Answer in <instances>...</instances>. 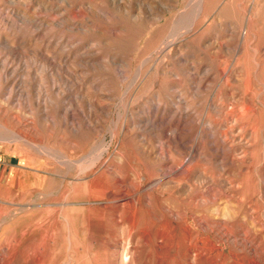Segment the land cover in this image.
Here are the masks:
<instances>
[{"label": "rangeland", "instance_id": "374dc122", "mask_svg": "<svg viewBox=\"0 0 264 264\" xmlns=\"http://www.w3.org/2000/svg\"><path fill=\"white\" fill-rule=\"evenodd\" d=\"M0 136V264H34L30 208L58 230L43 264L82 263L74 212L76 244L106 264H260L264 0H0ZM122 175L136 206L109 196Z\"/></svg>", "mask_w": 264, "mask_h": 264}, {"label": "bare ground", "instance_id": "6f19581e", "mask_svg": "<svg viewBox=\"0 0 264 264\" xmlns=\"http://www.w3.org/2000/svg\"><path fill=\"white\" fill-rule=\"evenodd\" d=\"M202 2H203V0H202ZM199 7V6H198ZM203 7V6H202ZM201 11V10H200ZM8 20V19H7ZM7 20H4V21H7ZM250 22V21H249ZM168 34V33H167ZM168 39V38H167ZM167 42V41H166ZM165 43V42H164ZM163 44V43H162ZM161 44V45H162ZM168 44V43H167ZM164 45V44H163ZM166 45V44H165ZM164 45V46H165ZM164 46H162V47H164ZM161 47V46H160ZM160 48V49H163V48ZM165 50V49H164ZM163 51V50H162ZM156 53V52H155ZM140 71V70H139ZM138 72V71H137ZM140 75V74H139ZM11 89V88H10ZM12 90V89H11ZM102 108V107H101ZM104 110V109H103ZM45 117V116H44ZM48 117V116H47ZM52 117L53 116H51V122H52ZM22 119V118H21ZM71 119H73L72 117H71ZM23 120H24V118H23ZM27 120V119H26ZM144 120V119H143ZM18 121H20V120H18ZM75 121V120H74ZM143 122V121H142ZM141 122V123H142ZM23 123V122H22ZM27 123V122H26ZM64 123V122H63ZM81 123V122H80ZM144 123V122H143ZM155 123H156V121H155ZM150 124V123H149ZM20 125V124H19ZM23 125V124H22ZM72 125V124H71ZM76 125V124H75ZM154 125V124H153ZM152 125V126H153ZM29 126V125H28ZM150 126V125H149ZM155 126V125H154ZM26 127V126H25ZM76 127H77V125H76ZM81 127V126H80ZM80 127H78V128H80ZM117 127V126H116ZM75 128V127H74ZM177 128V127H176ZM11 129H13V128H11ZM87 129V128H86ZM90 129V128H89ZM114 129V128H113ZM168 129V128H167ZM28 130V129H27ZM90 131V130H89ZM168 131V130H167ZM21 132H22V130H21ZM25 132V131H24ZM86 132H88V131H86ZM165 132H166V130H165ZM5 133V132H4ZM23 133V132H22ZM15 134V133H14ZM19 134V133H18ZM164 134V133H163ZM166 134V133H165ZM164 134V135H165ZM169 133H167V135H168ZM172 134V133H171ZM114 135V134H113ZM166 135V136H167ZM175 135H176V133H175ZM178 135V134H177ZM15 136V135H14ZM14 136H13V138H14ZM89 136V135H88ZM171 136V135H170ZM31 137V136H30ZM168 137V136H167ZM177 137V136H176ZM0 138H1V136H0ZM15 138H16V140H18V141H20V143H22L23 145H30L31 146V148L33 147V150H35V151H39L36 147H34L33 145H32V143H34V140H33V142L32 143H30L29 142V140L27 139V137H24V136H21V135H16L15 136ZM115 138V137H114ZM179 138V137H178ZM3 139V138H2ZM7 141V140H6ZM172 141V140H171ZM166 142H168V141H166ZM174 142V141H173ZM19 143V142H18ZM19 143V144H20ZM171 143V142H170ZM105 145V144H104ZM99 146V145H98ZM97 146V147H98ZM107 146V145H106ZM165 146V145H164ZM180 146V145H179ZM18 147V146H17ZM182 147V146H181ZM21 148V147H20ZM110 148V147H109ZM183 148V147H182ZM187 148V147H186ZM189 148V147H188ZM264 148V147H263ZM22 149L23 148H21L20 149V151H22ZM46 149V148H45ZM167 149H169V148H167ZM174 149V148H173ZM190 149V148H189ZM49 150V149H48ZM108 150V148H104V149H102V151L99 153V155H97V158H96V161L94 162V163H96L97 161H99L100 159H101V157H102V155L106 152ZM191 151V150H190ZM23 152V151H22ZM33 152V151H32ZM108 152H109V150H108ZM40 153V152H39ZM46 153V152H45ZM263 153H264V151H263ZM53 154H55V153H53ZM52 154V155H53ZM62 154V153H61ZM51 155V154H50ZM41 156H44V155H41ZM55 156V155H54ZM56 157V156H55ZM203 157V156H202ZM218 157V156H217ZM64 158V157H63ZM66 158V157H65ZM104 158V157H103ZM125 158V157H124ZM135 158V157H134ZM36 159V158H35ZM57 159V158H56ZM67 159V158H66ZM92 159H94V158H91V160ZM138 159V158H137ZM141 159V158H140ZM204 159H206V158H204ZM69 160V159H68ZM67 160V162L68 163H71V162H69ZM95 160V159H94ZM104 160V159H103ZM125 160V159H124ZM143 160V159H142ZM214 160V159H213ZM221 160V159H220ZM252 160V159H251ZM65 161V160H64ZM72 161V160H71ZM90 161V160H89ZM88 160L86 161V162H88L89 164H91L90 162H89ZM93 161V160H92ZM141 161V160H140ZM146 161V160H145ZM208 161V160H207ZM219 161V160H218ZM236 161V160H235ZM254 161V160H253ZM263 161V160H262ZM56 162V161H55ZM78 162V161H77ZM84 162V161H83ZM82 162V163H83ZM144 162V161H143ZM221 162V161H220ZM229 162V161H228ZM73 163V162H72ZM219 163V162H218ZM230 163V162H229ZM143 164V163H142ZM255 165H256V163H254ZM253 164V165H254ZM85 165V164H84ZM146 165V164H145ZM63 166V165H62ZM67 166H70V165H67ZM98 166V165H97ZM101 166V165H100ZM99 166V167H100ZM114 166V165H113ZM144 166V165H143ZM71 167V166H70ZM131 167V166H130ZM81 168V167H80ZM84 168V167H83ZM85 168H86V166H85ZM97 168V167H96ZM109 168V167H108ZM108 168H107V170H108ZM114 168H116V167H114ZM65 169V168H64ZM98 169V168H97ZM105 169V168H104ZM131 169V168H130ZM135 169V168H134ZM73 170H75L74 168H73ZM72 170V171H73ZM86 170V169H85ZM88 170V169H87ZM129 170V169H128ZM132 170V169H131ZM147 170V168L146 169H144V171H146ZM71 171V170H70ZM121 171V170H120ZM156 171V170H155ZM80 172V171H79ZM82 172H85V171H83L82 170ZM131 172V171H130ZM150 172V171H149ZM148 172V173H149ZM151 172H154V171H151ZM150 172V173H151ZM61 173H62V171H61ZM61 173H60V175H61ZM68 173V172H67ZM78 173V172H77ZM96 173V172H95ZM94 173V174H95ZM107 173V172H106ZM66 174V173H65ZM111 174V173H110ZM131 174V173H130ZM152 174V173H151ZM154 174V173H153ZM50 175V174H49ZM131 175H133V174H131ZM150 175V174H149ZM148 175V176H149ZM53 176V175H52ZM123 176V175H122ZM121 176V177H122ZM157 176V175H156ZM163 176V175H162ZM98 177V176H97ZM147 177V176H146ZM128 178L129 177H125V176H123L122 178H118L117 177V179H116V184H122V186H120V187H118V190L120 191V190H122L121 191V193L120 194H118V192L119 191H116V192H114V190H112V189H110V193H109V196L111 197V196H121L122 197V201H124V202H130L129 204H135V202H138V199L136 198V197H134V196H132V195H130V193L128 192L129 191V188L126 186V182L128 181ZM139 178H140V176H138V180H139ZM142 178V177H141ZM151 178V177H150ZM161 178V177H160ZM164 178V177H163ZM79 179V178H78ZM152 179V178H151ZM92 180V179H91ZM133 180H134V178H133ZM158 180V179H157ZM53 181V180H52ZM90 181V180H89ZM88 181V182H89ZM146 182V181H145ZM163 183V182H162ZM89 184V183H88ZM114 184H115V182H114ZM115 184V186H116V188H117V185ZM134 184V183H133ZM143 185H144V181H143V183H142ZM142 184H141V186H142ZM91 185V184H90ZM103 185V184H102ZM135 185V184H134ZM163 185V184H162ZM87 186V185H86ZM113 186V185H112ZM150 186V185H149ZM90 187V186H89ZM158 187V186H157ZM45 188H46V186H45ZM88 188V187H87ZM116 188H115V190H116ZM148 188V187H147ZM147 188H146V190H147ZM79 189V188H78ZM78 189H76V192L78 191ZM142 189V188H141ZM35 191H32V192H35V194H37V192H39V189H34ZM89 190V189H88ZM137 190V189H136ZM144 190V189H143ZM154 190V189H153ZM42 191V190H41ZM99 191H101V190H99ZM158 191V190H157ZM80 192H81V190H80ZM83 192V191H82ZM85 192H87V191H85ZM109 192V191H108ZM107 192V193H108ZM124 192V193H123ZM139 192H140V190H139ZM138 192V193H139ZM148 192V191H147ZM166 192V191H165ZM79 193V192H78ZM150 193V192H149ZM206 193V192H205ZM89 194V193H88ZM146 194V193H145ZM23 195H25V194H22L21 196H23ZM48 195V194H47ZM86 195V194H85ZM84 195V196H85ZM139 195V194H138ZM143 195V194H142ZM205 195V194H204ZM263 195V194H262ZM20 196V197H21ZM146 196V195H145ZM196 196V195H195ZM203 196V195H202ZM260 196V195H259ZM24 197V196H23ZM23 197H21L20 198V200H25V199H23ZM101 197V196H100ZM114 197H112V200H113V198ZM141 197V196H140ZM143 197V196H142ZM147 197V196H146ZM194 197V196H193ZM221 197V196H220ZM59 198V197H58ZM62 198V197H61ZM119 198V197H118ZM196 198V197H195ZM194 198V199H195ZM203 198V197H202ZM249 198V197H248ZM147 199H148V197H147ZM159 199V198H158ZM192 199V198H191ZM214 199H216V198H214ZM60 200V199H59ZM91 200V199H90ZM89 200V201H90ZM102 201H106V198L105 199H101ZM197 200V199H196ZM201 200H203V199H201ZM205 200V199H204ZM210 200H211V198H210ZM256 200V199H255ZM89 201H88V203H89ZM114 202H120V200H118V199H114L113 200ZM146 201V200H145ZM150 201V200H149ZM158 201V200H157ZM220 201V200H219ZM92 202V201H91ZM110 202V201H109ZM108 202V203H109ZM153 202V201H152ZM199 202V201H198ZM200 202H202V201H200ZM212 202V201H211ZM229 202V201H228ZM4 203V202H3ZM62 203V202H61ZM64 203V202H63ZM95 204H96V201L94 202ZM105 203V202H104ZM196 203V202H195ZM208 203V202H207ZM214 203V202H213ZM233 203V202H232ZM14 204V203H13ZM71 204H73V203H71ZM120 204V203H119ZM119 204H116V206L117 205H119ZM124 205H125V203H123ZM198 204V203H197ZM200 204V203H199ZM19 205V204H18ZM31 205V204H30ZM57 205V204H56ZM55 205V206H56ZM68 205V204H67ZM80 205V204H79ZM82 205V204H81ZM98 205V204H97ZM157 205V204H156ZM155 205V206H156ZM191 205V204H190ZM196 205V204H195ZM210 205V204H209ZM225 205V204H224ZM231 205V204H230ZM263 205V204H262ZM34 206V205H33ZM47 206V205H46ZM54 206V205H53ZM62 206V205H61ZM75 206V205H74ZM115 206V205H114ZM115 206V207H116ZM120 206V205H119ZM134 206H136V204L134 205ZM218 206V205H217ZM216 206V207H217ZM220 206V205H219ZM228 206V205H227ZM246 206V205H245ZM60 207V206H59ZM73 207V206H72ZM82 207H84L83 205H82ZM90 207V206H89ZM103 207V206H102ZM104 207H106L105 206V204H104ZM132 207V206H131ZM147 207V206H146ZM166 207H168V205L166 206ZM192 207V206H191ZM198 207V206H197ZM55 208V207H54ZM75 208V207H74ZM112 208V207H111ZM120 208V207H119ZM158 208H160V207H158ZM193 208H196V207H193ZM222 208V207H221ZM31 210H35V213H34V215H33V220H32V223H33V227L31 226V224L29 225V226H31V228L29 229V231H28V235H29V238L31 239V240H33V250H34V259H33V263L34 264H43V263H45L46 261H47V259H48V256H49V250H50V248H51V245H53V246H55L54 244L56 243V236H55V234H58V230H57V227H56V224L55 225H53L52 227H50L51 225L49 224V219H50V217H48V216H46L45 214L42 216V217H38L37 215L39 214V210L38 209H33V208H30ZM76 209H79V208H76ZM82 210H83V208H81ZM107 209V208H106ZM164 209H165V207H164ZM163 209V210H164ZM167 209V208H166ZM172 209V208H171ZM170 209V210H171ZM216 209V208H215ZM214 209V210H215ZM225 209H227V208H225ZM21 210V209H20ZM23 210V209H22ZM21 210V211H22ZM69 210V209H68ZM99 210V209H98ZM117 210V209H116ZM134 210V209H133ZM132 210V211H133ZM184 210V209H183ZM199 210V209H198ZM213 210V209H212ZM213 210V211H214ZM222 210V209H221ZM229 210V209H228ZM17 211V210H16ZM15 211V212H16ZM24 211V210H23ZM63 211V210H62ZM102 211V210H101ZM115 211V210H114ZM134 211H136V210H134ZM143 211H144V209H143ZM186 211V210H185ZM201 211V210H200ZM216 211H217V209H216ZM70 212V211H69ZM72 212V211H71ZM80 212V211H79ZM83 212V211H82ZM100 212V211H99ZM118 212V211H117ZM193 212H194V210H193ZM198 211H196V212H194V213H197ZM217 212H219V211H217ZM223 212V211H222ZM228 211L226 210V213H227ZM229 212H232V211H229ZM235 212V211H234ZM244 212V211H243ZM81 213V212H80ZM137 213V212H136ZM166 213H168V211L166 212ZM170 213H172V212H170ZM169 213V214H170ZM186 213V212H185ZM188 213V212H187ZM221 213V212H220ZM236 213V212H235ZM234 213V214H235ZM117 214V213H116ZM139 214H140V212H139ZM180 214V213H179ZM179 214H178V216H176V217H180L179 216ZM101 215V214H100ZM103 215V214H102ZM119 215V214H118ZM131 215H132V213H131ZM160 215H162V217H164L163 216V214H162V211H161V214ZM173 215H174V213H173ZM219 215V214H218ZM218 215H216L215 214V216H217L218 217ZM221 215V214H220ZM224 214H222V216H223ZM52 216V215H51ZM60 216H61V214H60ZM123 216V215H122ZM183 216V215H182ZM182 216L180 217V218H182ZM197 216V215H196ZM200 216V215H199ZM214 216V217H215ZM233 216V215H232ZM249 216V215H248ZM54 217V216H53ZM102 217V216H101ZM114 217V216H113ZM117 217V216H116ZM153 217V216H152ZM158 217V216H157ZM160 217V216H159ZM158 217V218H159ZM170 217V216H169ZM193 217V216H192ZM202 217V216H201ZM221 217V216H220ZM239 217H240V215H239ZM4 218V217H3ZM8 217H6V219H7ZM32 218V217H31ZM79 218L81 219V217H80V215H79V213H76V212H74L73 214H67V215H64V219H65V222H66V225H67V232H66V235H67V237L69 238L68 240L70 241V243H69V241H68V243H69V246H72V247H74L75 249H77V251H78V255H82V263L81 264H106V263H104V262H100V261H97V260H93L92 258H91V256H90V253H92L91 251H90V249L87 247V246H80V245H78V243L76 244V241H75V238L76 237H78V235L80 234V231H82V228L84 229V224L83 225H81V226H79L78 227V223H79V221L81 222V220H79ZM166 218V217H165ZM173 218V217H172ZM185 218V217H184ZM196 218V217H195ZM219 218V217H218ZM224 219H226V217L224 216L223 217ZM53 219V218H52ZM62 219V218H61ZM60 219V220H61ZM116 219V218H115ZM131 219H132V217H131ZM136 219H137V217H136ZM135 219V220H136ZM138 219H139V217H138ZM145 219V218H144ZM147 219H149V218H147ZM153 219V218H152ZM174 219V218H173ZM187 219V218H186ZM244 219H246V218H244ZM260 219V218H259ZM1 220V219H0ZM48 220V221H47ZM113 220V219H112ZM140 220H142L141 218H140ZM146 220V219H145ZM182 220V219H181ZM196 220V219H195ZM199 221H200V219H198ZM262 220H263V218H262ZM6 221V220H5ZM31 221V220H30ZM126 221H129V220H126ZM139 221V220H138ZM159 221V220H158ZM161 221H163V218H162V220ZM164 221H165V219H164ZM187 221V220H186ZM210 221V220H209ZM223 221V220H222ZM221 221V222H222ZM238 221V220H237ZM2 222V221H1ZM48 222V223H47ZM116 222H118V221H116ZM130 222L132 223V221L130 220ZM147 222V221H146ZM148 222H149V220H148ZM147 222V223H148ZM180 222V221H179ZM183 222V221H182ZM195 222V221H194ZM198 222V221H197ZM53 223V222H52ZM54 223H55V221H54ZM136 223H137V220H136ZM149 223H151V222H149ZM164 223L166 224V221L165 222H163V226H164ZM209 223V222H208ZM226 223V222H225ZM63 224V223H62ZM153 224V223H152ZM160 224V223H159ZM162 224V223H161ZM160 224V225H161ZM182 224V223H181ZM184 224V223H183ZM196 224V223H195ZM198 224V223H197ZM204 224V223H203ZM205 224H206V222H205ZM211 224H213V223H211ZM224 224V223H223ZM227 224V223H226ZM239 224V223H238ZM137 225L138 224H136L135 226L137 227ZM154 225V224H153ZM156 225V224H155ZM189 225V224H188ZM208 225H210V224H208ZM215 225H216V223H215ZM214 225V226H215ZM29 226H27L26 225V227L28 228ZM131 226V225H130ZM134 225H133V227H135ZM145 226V225H144ZM162 226V225H161ZM166 226V225H165ZM167 226H170L169 224L167 225ZM175 226V225H174ZM182 226V225H181ZM218 226V225H217ZM220 226V225H219ZM238 226V225H237ZM263 226V225H262ZM87 227V226H86ZM140 227V226H139ZM149 227H151V225L149 226ZM171 227H172V225H171ZM179 227V226H178ZM210 227V226H209ZM221 227V226H220ZM223 227H224V225H223ZM253 227V226H252ZM261 227V226H260ZM132 228V227H131ZM138 228V227H137ZM152 228V227H151ZM160 228H162V227H160ZM164 228V227H163ZM162 228V229H163ZM169 228V227H168ZM173 228V227H172ZM175 228V227H174ZM180 228V227H179ZM195 228V227H194ZM194 228H192V229H194ZM219 228V227H218ZM229 228H230V226H229ZM245 228V227H244ZM262 228H264V227H262ZM135 229V228H134ZM133 229V230H134ZM185 227H184V232H185V234L187 235V233L188 232H186L185 231ZM209 229V228H208ZM215 229V228H214ZM217 229V228H216ZM27 230V229H26ZM139 230V229H138ZM164 230V229H163ZM166 230H167V228H166ZM182 230V229H181ZM217 230H219V229H217ZM216 230V231H217ZM243 230V229H242ZM246 230V229H245ZM257 230V229H256ZM130 231V230H129ZM135 231V230H134ZM137 231V230H136ZM154 231V230H153ZM165 231V230H164ZM168 231H169V229H168ZM167 231V232H168ZM173 230H171V231H169V232H171V234L173 233L172 232ZM178 231V230H177ZM189 231V230H188ZM211 231V230H210ZM215 231V230H214ZM151 232V235H152V231H150ZM166 232V231H165ZM180 232V231H179ZM183 232V231H182ZM183 232V233H184ZM190 232V231H189ZM208 232V231H207ZM231 232V231H230ZM241 232V231H240ZM245 232V231H244ZM115 233V232H114ZM125 233V232H124ZM139 233V232H138ZM145 233V232H144ZM157 233V232H156ZM195 233V232H194ZM221 233H223V230L221 231ZM227 233V232H226ZM146 234H148V233H146ZM159 234V233H158ZM161 234V233H160ZM164 234V233H163ZM163 234H161V236L163 235ZM166 234H168V233H166ZM166 234H164V235H166ZM209 234V233H208ZM228 234V233H227ZM246 234V233H245ZM137 235V234H136ZM163 235V236H164ZM170 235V234H169ZM173 235V234H172ZM176 235H177V233H176ZM199 235V234H198ZM202 235H203V233H202ZM213 235V234H212ZM223 235H225V234H223ZM243 235V234H242ZM252 235V234H251ZM155 236H157V235H155ZM171 236V235H170ZM169 236V237H170ZM174 236V235H173ZM172 236V237H173ZM180 236V235H179ZM188 236V235H187ZM186 236V237H187ZM207 236V235H206ZM258 236V235H257ZM263 236V235H262ZM16 237V236H15ZM141 237H143V236H141ZM150 237V236H149ZM159 237V236H158ZM157 237V238H158ZM172 237H170V238H172ZM182 237V239H183V236H181ZM208 237V236H207ZM210 237V236H209ZM243 237V236H242ZM261 237V236H260ZM81 238V237H80ZM86 238V237H85ZM145 238V237H144ZM143 238V239H144ZM153 238V237H152ZM151 238V239H152ZM170 238H168V239H166L165 238V240L166 241H168ZM174 238V237H173ZM177 238V237H176ZM180 238V237H179ZM204 238V237H203ZM206 238V237H205ZM225 238V237H224ZM245 238V237H244ZM251 238V237H250ZM254 238V237H253ZM9 239V238H8ZM14 239V238H13ZM162 239H164V238H162ZM185 239V238H184ZM183 239V240H184ZM192 238H190L189 240H191ZM209 239V238H208ZM207 239V240H208ZM217 239V238H216ZM219 239V238H218ZM226 239H228V238H226ZM236 239V238H235ZM96 240V239H95ZM155 240V239H154ZM154 240H150V241H152V243H155V242H153ZM173 240V239H172ZM178 240V239H177ZM186 240V239H185ZM189 240H186V241H189ZM234 240V239H233ZM11 241V240H10ZM80 241V240H79ZM147 241V240H146ZM149 241V242H150ZM163 241V240H162ZM174 241V240H173ZM176 241V240H175ZM196 241V240H195ZM209 241V240H208ZM219 241V240H218ZM221 241H223V240H221ZM227 241V240H226ZM236 241V240H235ZM257 241V240H256ZM259 241V240H258ZM23 241H21V243H22ZM82 242V241H81ZM120 242V241H119ZM190 242V241H189ZM148 243V242H147ZM151 243V242H150ZM150 243H149V245H150ZM158 243V242H157ZM161 242H159L158 243V245H161L160 244ZM167 244H168V242H166ZM171 243V242H170ZM176 243V242H175ZM181 243V242H180ZM188 243V242H187ZM206 243H208V242H206ZM224 243V242H223ZM222 243V244H223ZM227 243V242H226ZM252 243V242H251ZM258 243V242H257ZM167 244H166V246H167ZM179 244V242L178 243H176V246ZM193 244V243H192ZM192 244H191V246H192ZM210 244H211V242H210ZM213 244V243H212ZM232 244V243H231ZM248 244H250V243H248ZM181 245H183V244H181ZM193 245H195V243L193 244ZM200 245V244H199ZM228 245V244H227ZM251 245V244H250ZM14 246V245H13ZM12 245H6L5 244V246L3 247V249H2V251L0 252V262H1V260L2 259H4L5 258V255H3L2 254V252L3 253H9V251L11 250L12 251V247H13ZM22 246V245H21ZM151 246V245H150ZM170 246H171V244H170ZM173 246H174V244H173ZM175 246V247H176ZM191 246H189V247H191ZM215 246V245H214ZM130 248H131V246H129ZM160 248H161V246H159ZM158 247V248H159ZM177 247H179V246H177ZM194 247V246H193ZM192 247V249H194ZM203 246H201V248L200 249H203L202 248ZM210 247V246H209ZM213 247V246H212ZM216 247V246H215ZM229 247H231V246H229ZM257 247V246H256ZM13 248H15V247H13ZM55 248V247H54ZM129 248V249H130ZM153 248V247H152ZM159 248V249H160ZM174 248V247H173ZM188 248V247H187ZM198 248V249H199ZM220 249H221V247H219ZM82 249V251L83 252H81L80 250ZM146 249V248H145ZM147 249H148V251H150L149 250V248L147 247ZM147 249H146V251H147ZM159 249H157L158 251H159ZM163 249H165V248H163ZM180 248H178V250H179ZM210 249V248H209ZM234 249V248H233ZM237 249V248H236ZM239 249H241V250H247V247H243V248H239ZM23 250V249H22ZM181 250V249H180ZM195 250V249H194ZM250 250H252L251 248H250ZM10 251V253L12 254V252ZM129 251V250H128ZM173 251H175V250H173ZM187 251V250H186ZM190 251V250H189ZM189 251H187V252H189ZM253 251V250H252ZM252 251H250V252H252ZM256 251V250H255ZM261 251H263V250H261ZM16 254L18 253L17 252V249H16ZM160 252H161V250H160ZM159 252V253H160ZM165 252V251H164ZM167 252H168V250H167ZM176 252H177V250H176ZM184 252V251H183ZM182 252V253H183ZM211 252V251H210ZM233 252H234V250H233ZM243 252V251H242ZM22 253V252H21ZM54 253V252H53ZM131 253V252H130ZM145 253V252H144ZM150 253H152L151 251H150ZM169 253V252H168ZM179 253V252H178ZM198 253H199V251H198ZM202 252H200V254H201ZM235 253V252H234ZM256 253V252H255ZM260 253V252H259ZM84 254H86L85 255V257H83L84 256ZM128 254V253H127ZM153 254H155V253H153ZM161 255H162V253H160ZM169 254H171V253H169ZM169 254L167 255V254H165L166 256H168L169 257ZM172 254H173V252H172ZM175 254V253H174ZM183 254H185V252L183 253ZM183 254H181V255H183ZM207 254H209L210 255V253H209V251H208V253ZM249 254V253H248ZM261 254V253H260ZM142 256H144L143 254H141ZM146 255L147 254H145V257H146ZM151 255V254H150ZM193 255V254H192ZM202 255V254H201ZM204 255V254H203ZM202 255V256H203ZM226 255V254H225ZM234 255V254H233ZM22 256V255H21ZM79 256V257H80ZM132 256H134V253H132ZM148 256H149V254H148ZM147 256V257H148ZM183 256H185V257H187V255L185 254V255H183ZM195 256V255H194ZM200 256V255H199ZM219 256H221V255H219ZM240 256V255H239ZM255 256H257V254L255 255ZM12 257V256H11ZM10 257V259H9V261L10 260H12L13 258H11ZM184 257V258H185ZM201 257V256H200ZM215 257H216V255H215ZM253 257H254V255H253ZM264 257V256H263ZM17 258V257H16ZM160 257H158V259H159ZM174 258V257H173ZM183 258V259H184ZM190 258V257H189ZM206 258H207V256H206ZM212 258V257H211ZM210 258V259H211ZM233 258V257H232ZM237 259H239V257H238V255H237V257H236ZM251 258V257H250ZM134 260H135V257L133 258ZM150 259H152V258H150ZM176 259V258H175ZM182 259V260H183ZM224 259V258H223ZM242 259V258H241ZM243 259L245 260V258H244V256H243ZM8 260V259H7ZM83 260L85 261V262H83ZM130 260V259H129ZM165 260V259H164ZM163 260V261H164ZM179 260V259H178ZM201 260V259H200ZM199 260V261H200ZM221 260H222V258H221ZM235 260V259H234ZM251 260V259H250ZM249 260V261H250ZM3 261V260H2ZM14 261V260H13ZM53 262H54V259L52 260ZM173 261H174V259H173ZM176 261V260H175ZM183 261H185V259L183 260ZM188 261V260H187ZM190 261V260H189ZM205 261V260H204ZM219 261H220V259H219ZM226 261V260H225ZM247 261V260H246ZM264 262V259L263 260H261V262ZM6 262H8V261H6ZM123 262V261H122ZM122 262H121V264H122ZM153 262H155V260H153ZM216 262V261H215ZM225 263L223 260L221 261V263ZM245 262V261H244ZM251 262H253V261H251ZM261 262H260V264H261ZM9 263V262H8ZM151 263V262H150ZM221 263H219L218 261L216 262V263H213V264H221ZM234 263V262H233ZM247 263V262H246ZM53 264V263H52ZM124 264V263H123ZM144 264V263H143ZM146 264V263H145ZM168 264H170L169 262H168ZM173 264V263H172ZM186 264V263H185ZM196 264V263H195ZM227 264V263H226ZM230 264V263H229ZM239 264V263H238ZM242 264V263H241ZM245 264V263H244ZM247 264H259V263H255V262H253V263H250V262H248Z\"/></svg>", "mask_w": 264, "mask_h": 264}]
</instances>
